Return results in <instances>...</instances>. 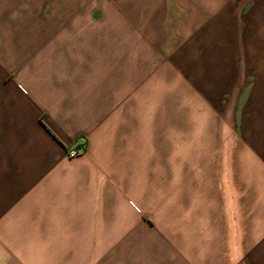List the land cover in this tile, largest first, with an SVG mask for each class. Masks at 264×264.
I'll return each mask as SVG.
<instances>
[{
  "label": "crops",
  "instance_id": "obj_1",
  "mask_svg": "<svg viewBox=\"0 0 264 264\" xmlns=\"http://www.w3.org/2000/svg\"><path fill=\"white\" fill-rule=\"evenodd\" d=\"M263 23L264 0H0V264H264L263 117L216 173L193 113Z\"/></svg>",
  "mask_w": 264,
  "mask_h": 264
},
{
  "label": "rangeland",
  "instance_id": "obj_2",
  "mask_svg": "<svg viewBox=\"0 0 264 264\" xmlns=\"http://www.w3.org/2000/svg\"><path fill=\"white\" fill-rule=\"evenodd\" d=\"M254 25V23H250L251 31H247L246 35L259 34ZM261 33L262 37L231 38L230 53L225 55L229 57L230 69L214 71L215 84L226 82L227 78H230L228 85L216 84L214 87L216 96L218 93H221V98L224 95L223 100L208 103L199 101V106L195 107L193 112L198 113L199 116L196 119V130L204 128L208 131V134L204 135L205 142L213 145V149L209 151L208 155L209 158L215 160L216 173L221 170L224 144L240 141L254 142L257 136L256 128L261 124L259 116H262L264 120V113H254L253 111L255 84L260 82L261 78L264 90V23ZM200 89H206V87L200 86ZM250 95H252V101L247 103L245 100L250 99ZM200 105L214 107H211V113L203 114L205 111H202ZM185 109L187 107L184 105V113H191L190 109L189 111H185ZM14 111L13 103H7L6 109L0 110V113H15ZM262 125L264 126V122ZM79 144L71 148L77 147ZM200 154V157L206 156L205 151H200Z\"/></svg>",
  "mask_w": 264,
  "mask_h": 264
},
{
  "label": "built area",
  "instance_id": "obj_3",
  "mask_svg": "<svg viewBox=\"0 0 264 264\" xmlns=\"http://www.w3.org/2000/svg\"><path fill=\"white\" fill-rule=\"evenodd\" d=\"M87 151V142L82 141L77 147H73L68 151V157L74 159L84 155Z\"/></svg>",
  "mask_w": 264,
  "mask_h": 264
}]
</instances>
